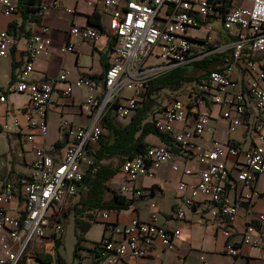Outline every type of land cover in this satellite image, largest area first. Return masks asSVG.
<instances>
[{
    "label": "built area",
    "instance_id": "1",
    "mask_svg": "<svg viewBox=\"0 0 264 264\" xmlns=\"http://www.w3.org/2000/svg\"><path fill=\"white\" fill-rule=\"evenodd\" d=\"M19 1L0 0V7L10 15L17 11ZM248 1L249 6L232 5L221 10L220 0H101L105 9L113 7L108 34L114 40V52L105 73V93L100 98L92 93L95 84L91 79L80 77L71 81L68 78V71L41 83L29 80L37 57L49 53L48 40L41 34H35L29 39L25 47L23 66L7 89L0 91L1 102L7 100V92L13 91L28 93L31 98L33 112L23 110L16 114L14 125L18 128L22 126L19 115H23L28 122L38 126L41 133L46 135L48 108L58 83L63 84L61 89L63 96L71 95L75 89L90 90L84 108L91 112L92 121L87 126L72 127L71 139L59 160L44 146L34 144L35 157L29 178L25 180L26 198L22 211L11 212L5 207V202L14 192V183L7 184L5 192L0 195L2 250L0 264H20L32 239L45 236L50 225L54 228L55 236L63 230V223L57 216V208L78 193V183L84 177L82 164L89 153L88 145L100 140L106 109L115 103L116 114L122 119L127 118L134 111L139 96L151 78L186 64L193 58L189 56L191 47L189 29L196 26L193 14L216 15L220 10L223 27L229 31L234 27L237 30L238 38L234 42L233 61L223 71H210L207 77L201 79L197 92L189 98H172L162 115L154 121V126L159 132L167 134L169 140L179 150L190 152L205 164L203 169L197 171L199 179L196 184L180 181L178 188L180 190L188 188L190 191L189 195L183 198L187 207L205 205L209 202L207 211L216 230L224 237L230 236V226L238 213V203L226 190L225 183L229 171L225 157L227 154L237 155L238 149L234 146H223L216 141L211 147L205 148L195 138L203 133L211 115L210 108L205 103V94L213 103L223 107L221 118L231 129L242 123L246 104L244 94L235 89L236 80L233 77L235 64L246 45H249L252 52L264 51V0ZM56 3L54 1L50 5ZM50 5H41L38 15H43ZM48 30V26L42 27V31ZM102 34L103 32L96 27L74 24L70 28L66 50H73L77 40L95 41ZM16 42L13 33L0 30V57L10 55ZM150 57H159L163 62L148 63ZM245 66L256 75L247 85V92L262 117L255 125V142L242 152V168L237 174V179L243 186L248 187L254 176H264V87L260 85V82H264V63L247 59ZM125 90H130L131 95L125 102L119 101L118 98ZM190 116H195L191 125L188 124ZM64 123L69 124L68 121ZM177 124L182 127L175 132L174 127ZM5 126L8 127V124ZM28 140L33 142L35 134H29ZM172 156L173 151L166 144H151L143 156L126 160L120 171L129 180H134L138 176L152 178L154 169L169 162ZM171 167L176 170L178 164L171 163ZM183 171L188 174L192 170L186 166ZM119 191L124 195H142L140 189L127 185H122ZM258 195L264 199V193L251 192L245 194L242 200L249 202ZM199 196L202 198L198 199ZM149 205L152 209L149 220L135 217L123 226H112V231L124 234V241L116 242L109 236L102 238L101 246L114 256L107 264H113L120 257L146 256L156 239L164 248H174V239L179 236L180 230L159 225L156 222L157 203L151 201ZM184 215V207H178L174 211L177 218H183ZM101 217L108 219L109 212L102 211ZM257 222L264 228L263 214L257 216ZM252 230V226L246 228L242 242L255 246L258 244V237L252 236ZM54 241L55 238L51 242ZM226 247L229 253H237L236 245L228 244ZM200 260L202 264H210L203 255L200 256ZM42 264H56V259L54 257L50 262Z\"/></svg>",
    "mask_w": 264,
    "mask_h": 264
},
{
    "label": "crops",
    "instance_id": "2",
    "mask_svg": "<svg viewBox=\"0 0 264 264\" xmlns=\"http://www.w3.org/2000/svg\"><path fill=\"white\" fill-rule=\"evenodd\" d=\"M54 1L57 2L56 5H50ZM92 1L90 3L85 0H38L39 6H50L43 15L40 16L35 13L29 15V19H25L24 14L19 9L8 15L0 7V30L13 33L17 39L10 55L0 57V91L7 89L23 66V56L29 39L35 34H41L48 40L49 53L37 57L29 80L41 83L68 71L69 80L74 81L80 77L89 78L95 84L92 93L99 98L104 96L105 73L114 52V40L108 34L113 7L105 9L101 0ZM220 1L227 6H249L250 4L248 0ZM95 13L100 15L102 28L90 23V16ZM193 15L196 26L189 29V36L190 40L198 42V45L195 51L193 45L190 47L189 56L193 58L188 61L186 71L189 75H200L205 78L210 71H223L233 61L234 42L237 40L238 34L235 27L231 31L223 27L221 10L216 15L202 16L197 13ZM215 18L221 19L223 33L210 35V30L202 36L191 33L192 30L201 25L211 23ZM74 24L96 27L103 34L95 41L77 40L73 50H66V45L70 39V28ZM45 25L49 27L46 32L42 31V27ZM247 59H255L257 62L264 63V51L255 53L250 50L249 45H246L235 64L233 74L236 80L235 89L244 94L246 104L242 123L235 129H231L229 124L221 118L220 113L223 107L213 103L205 94V103L209 106L211 115L203 133L195 138L205 148L211 147L216 141L223 146H234L238 149L237 155L227 154L225 157L229 171L225 183L226 190L229 196L238 203V213L230 226V236L224 237L216 230L207 211L209 202H206L205 205L196 204L193 207H187L183 198L188 196L190 191L188 188L182 190L178 188L180 181L196 184L199 179L197 171L203 169L205 164L190 152L179 150L170 140H168L169 143H166L159 137L148 136L147 140L151 144L169 146L173 151V156L169 162L154 169V177L152 178L138 176L134 180H129L119 171L107 181L106 186L110 190L119 191L122 185H127L140 189L142 195H126L133 200L128 209L120 212L103 210L109 212L108 219H102L100 212L96 221L92 223L84 235L87 240V244L84 245L85 248L93 247L94 242H100L105 236L112 237L116 242L124 241V234L115 233L112 231V226H123L135 217L145 221L149 220L152 212L149 204L151 201H155L158 210L156 222L165 228H178L180 230L179 236L174 239V248H164L156 239L146 256L120 257L113 264H202L201 255L210 264H264V228L257 222V216L264 215V199L258 195L249 202L242 200V197L247 193H264V176H254L248 187L243 186L242 182L237 179V174L243 163L242 152L255 142V125L262 118L247 92V85L256 77L254 72L246 68L245 61ZM194 64H200L202 67H197ZM260 85L264 87V82H260ZM62 86V83L56 84L52 94V101L47 114L48 130L46 135L41 133L38 126L28 122L23 115H19L22 126L18 128L14 125L16 114L23 110L33 112L28 93L7 92V100L0 101V195L5 192L8 183H14L12 197L5 202V207L11 212L24 209L25 180L29 178L31 173L32 162L35 157L34 144L44 146L47 151L53 145L50 153L59 160L63 156L65 146L71 139L72 127L91 124V112L84 108L90 90L88 88L75 89L71 95L63 96L61 93ZM130 95V90H125L118 100L125 102ZM194 117H189V125L193 122ZM65 121H68L69 124H65ZM6 123L8 127L5 126ZM181 127L179 124L175 125L174 131H179ZM32 133L35 134V140L30 142L28 135ZM59 141L65 143L57 146ZM85 162H90L89 155L83 164ZM171 163H177L178 169L173 170ZM186 166L192 170L188 174L183 171ZM110 195L111 192L107 191L106 198H109ZM82 196L83 193L78 187L77 195L69 197L63 205L58 206L56 212L63 223V230L56 233L55 236L54 228L50 225L45 236L34 237L24 253L23 259L26 264L44 263L45 261L41 256L48 253L47 247L52 243L53 238L55 240L61 238L63 241L68 223L73 225L76 233L73 209L75 206H80ZM200 198L202 196L198 197V199ZM178 207L185 209L183 218L174 216V211ZM53 219L55 220V218ZM53 219L51 223H53ZM98 226L99 228H97ZM248 226L253 227L252 236L258 237V244L255 246L242 242ZM95 230H98L100 235L99 238L92 239L89 235ZM228 244L236 245L238 249L236 254L227 251L226 246ZM87 253L91 257L86 263ZM81 255L82 258L76 259L75 264H94L95 256L92 251L86 249L83 253L81 252ZM110 258H114V256L103 259L101 264H107Z\"/></svg>",
    "mask_w": 264,
    "mask_h": 264
},
{
    "label": "trees",
    "instance_id": "3",
    "mask_svg": "<svg viewBox=\"0 0 264 264\" xmlns=\"http://www.w3.org/2000/svg\"><path fill=\"white\" fill-rule=\"evenodd\" d=\"M38 3V0H20L18 9L24 14L25 19H29L32 14L38 12L40 7ZM227 7L222 2L221 10H225ZM90 23L102 28L98 13L90 16ZM186 65L187 63L176 66L168 72L151 78L139 96L134 111L124 118L128 119L126 123H121L120 120L124 119L114 111L115 103L106 109L102 121L101 138L97 143L88 145L90 162L83 164L84 177L78 183L83 196L80 198V206H75L73 209L75 230L78 236L74 251L75 260L82 258L81 249L93 252L94 264H101L103 259H108L111 256L103 249L100 242H94L93 247L85 248L82 245V242L86 240L84 235L103 210L120 212L128 209L133 203L132 199L119 191L110 190L106 183L121 170L126 160L145 154L146 149L151 145L147 140L148 136H156L169 143L168 135L159 132L154 126V121L162 115L172 98L186 99L196 93L198 84L204 78L200 75H189ZM194 65L202 67L200 64ZM64 143L59 141L56 145L61 146ZM107 191L111 192L109 198H106ZM61 244V238L56 239L55 253H47L41 258L46 263L54 257L59 263L64 262L58 250ZM23 262L24 260L20 264Z\"/></svg>",
    "mask_w": 264,
    "mask_h": 264
},
{
    "label": "rangeland",
    "instance_id": "4",
    "mask_svg": "<svg viewBox=\"0 0 264 264\" xmlns=\"http://www.w3.org/2000/svg\"><path fill=\"white\" fill-rule=\"evenodd\" d=\"M210 30V35H215L216 33H223V27H222V21L221 19H213V21L211 23H208V24H204V25H201L199 28L197 29H194L191 31V33H193L194 35H206V32ZM191 45L194 46V51L197 49V45H198V42L196 41H190ZM163 62V59L159 58V57H150L148 59V63H151V64H160ZM128 119H124V120H120L121 123H126ZM53 148V145L50 146L48 148V151L50 152V149ZM84 166V165H83ZM83 166H82V169H83ZM99 228V226L97 227ZM99 231L98 230H95L93 231L89 237L90 238H99ZM77 234L74 232V227L71 223H68L67 226H66V229H65V233H64V239L62 241V244L59 246V253L62 255L63 259H64V263L63 264H75L74 262L76 261L75 260V255H74V251H75V245H76V242L78 240L77 238ZM62 240V239H61ZM49 243V242H48ZM87 244V240H84L82 242V245H86ZM48 249V253L50 254H54L55 253V247H54V243H50L47 247ZM86 249H81V252L83 253ZM86 256L88 257V259H86V263L89 262V257L90 254L87 253ZM56 264H60L58 261H56Z\"/></svg>",
    "mask_w": 264,
    "mask_h": 264
}]
</instances>
